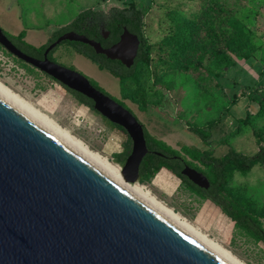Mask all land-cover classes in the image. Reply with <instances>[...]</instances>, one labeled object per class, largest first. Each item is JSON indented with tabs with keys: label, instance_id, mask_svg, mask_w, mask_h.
I'll use <instances>...</instances> for the list:
<instances>
[{
	"label": "rangeland",
	"instance_id": "1",
	"mask_svg": "<svg viewBox=\"0 0 264 264\" xmlns=\"http://www.w3.org/2000/svg\"><path fill=\"white\" fill-rule=\"evenodd\" d=\"M132 1L147 6L143 34L150 57L148 63L136 65L134 76L122 88L118 79L99 70L66 42L55 48L54 59L96 81L125 103L150 135L206 174L208 168L186 155L182 147L212 150L218 157L228 147L254 154L264 145V100L258 103L249 97L264 82L259 34L264 0H0V26L10 34L24 30V39L40 46L84 9L106 11L111 6L128 7ZM0 83L90 151L117 167L122 165L114 156L124 152L127 134L2 46ZM255 94L264 98L263 91ZM246 111L251 114L249 124L229 137ZM189 127L198 128L205 139ZM226 171L230 176L226 192L237 201L249 202V211L260 217L264 227V163L245 174L230 166ZM140 185L241 263L264 264V242L236 227L218 206L189 190L171 171L161 168Z\"/></svg>",
	"mask_w": 264,
	"mask_h": 264
},
{
	"label": "water",
	"instance_id": "2",
	"mask_svg": "<svg viewBox=\"0 0 264 264\" xmlns=\"http://www.w3.org/2000/svg\"><path fill=\"white\" fill-rule=\"evenodd\" d=\"M66 41L130 68L140 40L124 27L117 42L103 47L70 30L36 58L0 26V46L8 53L88 98L94 111L125 131L130 149L122 177L0 90V264H237L131 184L149 152L143 124L85 74L48 58ZM180 174L209 188L208 177L187 164Z\"/></svg>",
	"mask_w": 264,
	"mask_h": 264
},
{
	"label": "trees",
	"instance_id": "3",
	"mask_svg": "<svg viewBox=\"0 0 264 264\" xmlns=\"http://www.w3.org/2000/svg\"><path fill=\"white\" fill-rule=\"evenodd\" d=\"M146 8L147 6L145 4L141 3L138 5L136 1H132L128 7L119 8L111 6L106 11L101 9L94 10L91 8L84 9L78 12L68 24L55 30L52 36L48 38V42L56 39L60 34L69 30L83 34L91 39H101V36L99 35V30L101 28L109 29L111 31V37L115 38L119 32V26L126 27L129 31L136 34L140 40L135 63L130 69H127L125 66H122L115 61H110L106 64L101 63L102 56L96 54L89 45L66 41V43L72 46L78 53L96 63L99 69L107 68L110 73L118 77L119 86L122 88L123 82L134 76L136 65L140 62L148 63L149 61L150 56L147 51L148 45L143 34V19ZM3 32L21 51L36 58L41 56V52L47 45V43H45L40 46H34L27 42L24 39V30H21L18 34H10L4 30ZM243 57L248 59L250 55L245 53ZM89 80L95 88L109 95L96 81ZM260 86V89L255 87L249 92L251 101H256L258 103L263 102L264 98L255 94L256 91L264 92V82H262ZM65 89L82 104L92 108V102L88 98L74 91H70L67 88ZM117 102L126 107L121 101L117 100ZM230 103H234V99L231 100ZM250 118V112L246 111L244 118L237 119L236 129L230 132L229 137L236 136L241 126L249 124ZM110 125L125 133L120 126L113 123H110ZM143 131L149 152L144 156L139 167L138 182L140 184L149 182L161 168H166L178 177L189 190L203 199L210 200L218 206L221 212L226 215L236 227L243 230L253 239L264 242V227L262 221L259 216L249 211V202L237 201L231 198L226 192V184L230 178L226 171L227 167L230 166L242 174L249 172L254 165L264 163V145L259 146L258 150L251 155L236 152L232 147H228L227 152L222 157L213 155L212 150L198 151L187 146L182 147V151L186 155L193 160L199 161L202 165L208 168V174H205L209 178L210 185L209 188L205 190L195 186L187 180L186 177L180 174V170L185 164L202 171L200 168L181 157L175 149L165 144L162 140L150 135L144 125ZM189 131L202 140L206 137L204 133L196 127H189ZM226 139H228V137L224 140L226 141ZM129 144L130 140L128 139V144H126L124 152L115 154L114 160L117 163L123 162L130 149ZM153 151L159 152L162 155L154 154Z\"/></svg>",
	"mask_w": 264,
	"mask_h": 264
},
{
	"label": "bare ground",
	"instance_id": "4",
	"mask_svg": "<svg viewBox=\"0 0 264 264\" xmlns=\"http://www.w3.org/2000/svg\"><path fill=\"white\" fill-rule=\"evenodd\" d=\"M0 90L3 91L5 94H7L9 97L14 99L16 102H18L20 105H22L24 108L29 110L31 113H33L35 116H37L39 119H41L43 122L48 124L50 127H52L54 130H56L58 133H60L62 136L67 138L69 141H71L73 144H75L77 147L88 153L90 156L101 162L103 165L111 169L113 172L121 176L119 167L111 164L107 159L99 156L98 154L90 151L86 146H84L81 142L73 138L71 135H69L66 131L61 129L59 126H57L53 121H51L48 117L43 115L40 111L33 108L30 104H28L26 101L21 99L18 95L10 91L8 88H6L4 85L0 83ZM122 177V176H121ZM130 183V182H129ZM135 187H137L139 190L147 194L150 198H152L155 202H157L160 206H162L164 209H166L169 213H171L174 217H176L179 221H181L184 225H186L189 229H191L194 233H196L198 236H200L203 240H205L207 243H209L211 246L222 252L224 255L235 261L237 264H243L240 261H238L235 257H233L228 251H226L222 246H220L215 241L209 239L206 235H204L199 229L191 225L187 220L179 216L178 214H175L171 209L166 207L164 204L159 202L157 199H155L149 191H147L145 188H143L140 183L134 182L131 183Z\"/></svg>",
	"mask_w": 264,
	"mask_h": 264
},
{
	"label": "flooded vegetation",
	"instance_id": "5",
	"mask_svg": "<svg viewBox=\"0 0 264 264\" xmlns=\"http://www.w3.org/2000/svg\"><path fill=\"white\" fill-rule=\"evenodd\" d=\"M123 28H124V26H119V32H118V34H117V36L115 37V38H113V37H111V31L109 30V29H104V28H101L100 30H99V35L101 36V39H94V40H96V41H98V42H100L101 43V45L103 46V47H109V46H111L112 44H114L115 42H117L118 41V39H119V36H120V34L122 33V31H123ZM126 28V27H125ZM127 29V28H126ZM128 30V29H127ZM70 31V30H69ZM129 31V30H128ZM131 32V31H130ZM132 33V32H131ZM55 40V39H54ZM54 40H51L50 42H48V39H47V41H46V43H47V45H46V47L49 45V43H51L52 41H54ZM12 41V40H11ZM13 42V41H12ZM14 43V42H13ZM140 45V44H139ZM45 47V48H46ZM72 47V46H71ZM45 48H44V50H45ZM44 50L41 52V56H39V57H37V58H43V52H44ZM76 51V50H75ZM52 52H54V51H51V52H49V54H48V58L49 59H51L52 61H55V62H57L55 59H54V57H53V53ZM77 52V51H76ZM82 55V54H81ZM100 56H102L101 58V63H104V64H106V63H109L110 61H112V62H118V63H120L121 64V62L120 61H118V60H110V59H107L104 55H101V54H99ZM83 57H84V59H85V56L84 55H82ZM86 60H88V61H90L91 63H92V61L90 60V59H88L87 57H86ZM58 63H60V62H58ZM94 63V62H93ZM134 63H135V61H134ZM60 64H62V63H60ZM95 65H96V63H94ZM62 65H64V64H62ZM122 65V64H121ZM134 65V64H133ZM132 65V66H133ZM122 66H124V65H122ZM131 66V67H132ZM70 67V66H69ZM96 67H97V65H96ZM130 67V68H131ZM98 68V67H97ZM130 68H127V69H130ZM76 69V68H75ZM99 69V68H98ZM99 70H105V71H107V73H109L111 76H113V77H115L116 79H118L119 80V78L118 77H116V76H114L112 73H110L109 71H108V69L107 68H104V69H99ZM102 87V86H101ZM104 89V88H103ZM105 90V89H104ZM106 91V90H105ZM109 95H110V97H112L115 101H121V100H119L118 98H116L114 95H111L108 91H106ZM122 102V101H121ZM119 103V102H118ZM123 103V102H122ZM124 105H126L125 103H123ZM122 105V104H121ZM127 107V109H130V108H128V106H126ZM131 110V109H130ZM127 156V155H126ZM126 158V157H125ZM125 158H124V160H125ZM124 160H123V162H124ZM123 162L121 163V164H123ZM199 162V161H198ZM200 163V162H199ZM201 164V163H200ZM184 166V165H183ZM196 169V168H195ZM199 171V170H198ZM202 172V171H201ZM204 173V172H203ZM205 174V173H204ZM206 175V174H205ZM207 176V175H206ZM208 177V176H207ZM209 179V178H208Z\"/></svg>",
	"mask_w": 264,
	"mask_h": 264
},
{
	"label": "crops",
	"instance_id": "6",
	"mask_svg": "<svg viewBox=\"0 0 264 264\" xmlns=\"http://www.w3.org/2000/svg\"><path fill=\"white\" fill-rule=\"evenodd\" d=\"M259 34H260L261 44H263L261 49H260V50H262V49H264V24L259 23Z\"/></svg>",
	"mask_w": 264,
	"mask_h": 264
}]
</instances>
